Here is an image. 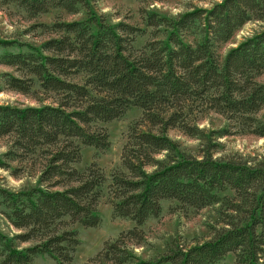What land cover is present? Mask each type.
<instances>
[{
	"label": "trees",
	"instance_id": "trees-1",
	"mask_svg": "<svg viewBox=\"0 0 264 264\" xmlns=\"http://www.w3.org/2000/svg\"><path fill=\"white\" fill-rule=\"evenodd\" d=\"M92 0H0L28 19L62 9L81 19L38 23L40 45L0 37V91L29 95L39 105L0 103V137L10 146L0 167L20 174L11 161L38 166L35 183L12 189L0 182V215L18 232L0 228V264H35L40 254L59 264L73 261L80 224L101 223L98 208L108 178L96 162L79 169L82 150H107L101 123L142 111L128 126L121 164L109 180L113 216L131 219L85 264H264V153L216 156L221 138H264V0H219L176 15L142 8L144 26L117 22ZM260 29L222 54L244 25ZM147 36L141 46L136 42ZM51 99V103H46ZM211 112L227 121L219 129L200 122ZM177 129L200 140L197 154L169 135ZM57 186L64 189H54ZM164 200L202 209L219 204L223 218L211 238L145 259L127 244L143 242L140 227L162 213ZM32 241L29 246H22ZM232 258V260H231ZM231 260V261H230Z\"/></svg>",
	"mask_w": 264,
	"mask_h": 264
},
{
	"label": "rangeland",
	"instance_id": "rangeland-1",
	"mask_svg": "<svg viewBox=\"0 0 264 264\" xmlns=\"http://www.w3.org/2000/svg\"><path fill=\"white\" fill-rule=\"evenodd\" d=\"M219 0H92L95 9L108 16L111 21L117 22L125 19L128 22L144 26L141 17V9L148 8L156 10L166 15H176L192 9L194 6L210 7L211 4ZM86 11L82 10L78 14H69L62 9H54L51 12L42 14L37 18L28 19L24 11L16 5H5L0 7V37L4 39H15L21 42H28L40 45L48 35H42L40 30L32 29L38 23H51L54 20H75L85 16ZM260 29V23L249 22L238 30L234 37L222 47V54H225L231 47L245 37L252 35ZM147 36L136 42L141 46ZM15 72L14 68L5 64H0V73ZM46 103H51L47 99ZM0 103L13 104L19 106L39 105L40 102L33 97L14 90L0 91ZM142 111L131 108L122 117L109 122L101 123L107 127L110 133L111 146L109 149L101 151L92 146H86L82 150L81 161L75 166L85 169L96 162L101 166L108 178L104 185L103 196L99 201V211L101 223L95 227H84L80 224H73L71 227L78 229L81 239L77 247L74 259L66 264H85L91 257H94L103 247L106 241L116 239L122 231L134 228L135 222L131 219L113 216V207L109 203V180L112 170L121 164L123 146L126 142L128 126L131 122L139 119ZM264 119V109L258 114ZM202 127L207 129H219L227 124L221 115L211 112L201 122ZM169 135L177 140L183 148L192 154H197L200 148V140L177 129L169 130ZM225 145L216 156H228L232 154H262L264 153V138L253 134H236L221 138ZM10 140L7 137H0V155L8 150ZM12 166H19L20 174L12 175L11 171L0 167V182L12 189H20L23 186L35 183L38 166L31 162L23 163L11 161ZM57 186L54 189H64ZM162 213L155 218L148 219L141 227L143 242L137 243L136 239L128 240L130 248L145 259L155 258L165 253L168 243L179 241L184 247H188L197 242L209 239L214 234V227L221 226L223 208L219 204L208 206L202 209L181 207L176 200H164L162 202ZM0 228L8 234H14L18 230L9 224L0 215ZM32 241L25 242L22 246H29ZM232 260V258H231ZM230 260V261H231ZM35 264H59L49 255L40 254L35 257Z\"/></svg>",
	"mask_w": 264,
	"mask_h": 264
}]
</instances>
